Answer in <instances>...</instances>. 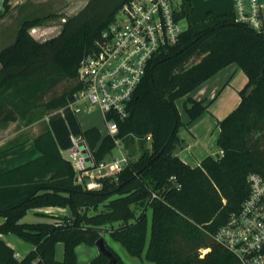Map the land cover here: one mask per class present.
<instances>
[{"label": "trees", "instance_id": "trees-1", "mask_svg": "<svg viewBox=\"0 0 264 264\" xmlns=\"http://www.w3.org/2000/svg\"><path fill=\"white\" fill-rule=\"evenodd\" d=\"M127 1L88 0L45 40L31 29L48 16L28 18L14 41L0 49V124L23 118L29 125L41 118L37 110L48 114L33 139L40 155L0 172V216L5 218L0 264H79L77 247L95 246L103 232L132 256L154 264H241L214 234L248 196L249 174L264 177V28L237 21L234 11L190 23L176 44L150 62L128 103V116L117 119L119 131L112 136L97 125L84 128L68 104L80 86V61L93 52L101 31ZM9 8V0H3L0 19ZM193 11L192 0H183L180 17L189 18ZM231 63L248 77L241 101L218 121L214 153L191 165L176 154L179 129L199 118L207 105L189 93ZM62 79L75 85L44 99ZM183 97L187 123L177 106ZM71 135L85 140L95 165L107 159L117 141L127 148L137 139L143 151L117 176L100 178V187L88 188L63 155L72 145ZM26 141L15 137L0 153ZM47 206L68 208L69 214L50 215L54 221H21L30 209ZM9 233L34 247L17 257L1 237ZM59 242L62 259L56 257ZM105 242L115 264H127ZM84 264L113 262L98 251Z\"/></svg>", "mask_w": 264, "mask_h": 264}, {"label": "built area", "instance_id": "built-area-1", "mask_svg": "<svg viewBox=\"0 0 264 264\" xmlns=\"http://www.w3.org/2000/svg\"><path fill=\"white\" fill-rule=\"evenodd\" d=\"M182 1L128 0L101 31L93 52L80 61V86L69 101V108L78 116L99 113L106 134L116 135L117 119L128 116V103L150 62L180 40L184 31L180 25ZM233 11L237 21L258 31L264 28L261 0H233ZM71 139L72 145L65 150L67 157L77 171V179L85 180L88 188L100 187V178L117 176L130 162V156L121 153L109 162L95 165L85 140L75 135ZM248 181V196L219 227L214 239L235 253L241 264H264V177L252 172Z\"/></svg>", "mask_w": 264, "mask_h": 264}, {"label": "rangeland", "instance_id": "rangeland-1", "mask_svg": "<svg viewBox=\"0 0 264 264\" xmlns=\"http://www.w3.org/2000/svg\"><path fill=\"white\" fill-rule=\"evenodd\" d=\"M87 1L88 0H9V11L3 18L0 19V49L14 41L22 22L28 18L34 19L36 17L48 16L42 23L36 25L34 29H31V33L37 39L45 40L58 34L62 29V25L65 21L64 19H67L71 15L75 14L87 3ZM219 1L220 0H193V4L194 6H196V10H194L189 18L185 17L180 21L181 27L185 29L192 22L210 18V9L215 10L216 4L219 3ZM0 9H3V0H0ZM192 61L193 60H191L190 62ZM244 78H247V75L243 70H241L240 73H236L231 83L224 90V96L228 97V99L230 100L233 99L236 95H240V91H238V88H241L244 85ZM74 85V80L62 79L47 92L44 99H48L53 95L67 91ZM185 98L186 97H183L177 101V106L182 119L187 116L183 104ZM36 114L41 115V118L34 122V124L29 126L25 124V119L23 118H20V120H18L17 122H10L6 126L0 125V145H2L1 143H4L3 141H7L8 139H12L17 136L21 138L24 135L31 137L42 131L44 124L48 118V114H44V111L42 109L37 110ZM79 118L84 128H88L96 124L101 128L103 134H106L99 113H85L82 116L79 115ZM184 128L185 127H181V130H183ZM117 147H123V150H116L114 154H112L111 158L105 160L106 162H109L113 158L120 156L121 153L129 155L130 161H134L138 159L143 151L137 139L127 148L124 147L123 143ZM146 147H151L150 137L147 139ZM115 154L116 156L114 157ZM30 220H32L30 216H26L23 219V221ZM102 236L106 239L110 246L116 252H118V254L127 264H154L153 262H150L146 259L142 260L129 254V252L119 242L111 239L108 232H103ZM83 245L84 244H81L77 247L79 264H84L82 253L85 254V249L89 250L86 245L85 247H83ZM60 247H62V245ZM92 249L94 250V253H92L94 256L97 254V251H99V249L96 245L92 246ZM207 250L208 248L202 249V252L205 253ZM92 254H90V256H92Z\"/></svg>", "mask_w": 264, "mask_h": 264}, {"label": "crops", "instance_id": "crops-1", "mask_svg": "<svg viewBox=\"0 0 264 264\" xmlns=\"http://www.w3.org/2000/svg\"><path fill=\"white\" fill-rule=\"evenodd\" d=\"M261 1L264 3V0ZM194 10H196V6H194ZM229 11H233V0H220L219 3L216 4L215 10L210 9V18L217 14ZM241 70L242 69L237 63H231L221 69L215 75L207 79L191 93H189L190 96L198 100H203L204 103L207 105V109L199 118L192 122L187 123L188 116L182 119L187 124L181 126L185 127L183 130H181V127L179 129V134L181 136L182 141L176 149V154L179 155L185 162L191 165H195L198 164L206 156L214 153L216 141L220 132L218 121L223 119L232 110H234L241 101V95L239 94L236 95L233 99L229 100L228 97L224 96V90L231 83L236 73H240ZM243 81L244 85L241 88H238V91H240L246 85L248 77L244 78ZM8 123L0 125L6 126L8 125ZM40 132L31 137H28L27 135H24L21 138L19 137L20 139L25 138L27 139V141L23 144L15 146L14 148L1 152L0 172L39 156L40 152L34 146L33 139ZM12 139L3 141L4 143H1L2 145H0V147H5L7 142ZM121 149L123 150V147H116L115 149H113L107 159L111 158L112 154H114L116 150L121 151ZM63 155L68 158V153L65 150L63 151ZM115 156L116 154L114 155V157ZM67 214H69L68 208L60 206H47L40 208H32L28 211L26 216L31 217L32 220H30L29 222H35L54 221L55 219L51 218L50 215H57L63 217ZM23 219L21 221H23ZM4 220L5 218L0 216V223H2ZM1 237L6 240L8 244L14 247L17 253H20V257H22L34 247L32 243L26 242L12 233L1 234ZM60 244L62 245V247H60ZM83 247H85V245H83ZM87 247L89 248V250L85 249V254L82 253L83 263L87 262L91 257H93L92 253H94V250L92 249V246ZM63 254L64 245L63 243L59 242L56 246V257L58 259H62ZM90 254H92V256H90Z\"/></svg>", "mask_w": 264, "mask_h": 264}, {"label": "water", "instance_id": "water-1", "mask_svg": "<svg viewBox=\"0 0 264 264\" xmlns=\"http://www.w3.org/2000/svg\"><path fill=\"white\" fill-rule=\"evenodd\" d=\"M83 152L87 153L88 150L84 149ZM88 160H91L90 157L87 158ZM96 246L98 247L99 251L102 252L103 254H105L106 256H108L111 261L113 262V264L116 263V258L113 254V252L106 246V242H105V238L104 237H100L97 241H96Z\"/></svg>", "mask_w": 264, "mask_h": 264}]
</instances>
